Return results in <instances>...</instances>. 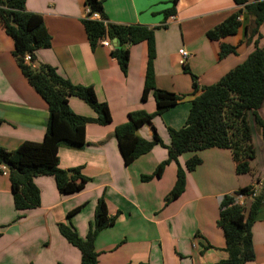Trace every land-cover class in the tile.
Masks as SVG:
<instances>
[{"label": "crops", "instance_id": "0c3cea01", "mask_svg": "<svg viewBox=\"0 0 264 264\" xmlns=\"http://www.w3.org/2000/svg\"><path fill=\"white\" fill-rule=\"evenodd\" d=\"M106 21L141 24L152 28L155 57L152 61L155 87L184 98L161 115L151 93L141 99L147 62L146 43L132 44L124 73L111 55L110 46L100 40L91 46L82 19L84 0H25V9L39 13L50 35V45L35 52L34 64H48L73 84L91 85L99 102L107 104L110 122L85 125L81 146L60 143L59 167H79L89 180L81 191L60 193L51 175H38L39 205L16 209L7 171H0V264H80V251L61 235L59 223H69L85 237L93 222L97 200L103 198L112 224L94 239L97 264H215L226 259L225 241L216 225L219 202L252 185L260 188L253 174H237L231 153L225 148L184 152L177 162L184 172L183 190L169 194L175 184L177 164L167 158L169 128L178 129L187 117L194 97L193 76L201 87L215 83L242 62L256 45H264V20L252 32L253 15L233 0H175L173 13L164 15L172 0H100ZM254 0H247L252 3ZM239 11L240 25L234 34L212 40L206 32ZM235 52L219 57L220 44ZM179 49L190 55L183 60ZM11 37L0 26V146L12 150L23 141H41L48 123L43 99L21 73ZM264 103V102H263ZM71 110L94 118L95 112L77 96H69ZM150 113L137 134L150 140L153 131L161 143L125 164L114 135L116 127L128 121V114ZM259 113L264 119V104ZM251 122V121H250ZM255 156L263 157L260 132L251 127ZM260 138L259 151L256 142ZM196 154L201 162L187 170L186 160ZM263 161V158H262ZM264 169V162H262ZM260 172V170H259ZM237 201L250 199L237 195ZM254 258L244 264H264V198L251 226Z\"/></svg>", "mask_w": 264, "mask_h": 264}, {"label": "trees", "instance_id": "16d2710c", "mask_svg": "<svg viewBox=\"0 0 264 264\" xmlns=\"http://www.w3.org/2000/svg\"><path fill=\"white\" fill-rule=\"evenodd\" d=\"M164 10V15L173 13V3ZM244 5L246 11L253 15L252 32L257 33L264 20V0H233ZM89 7L82 24L91 46L103 38L110 41L117 38L119 43L111 47V55L116 59L120 69L125 73L129 61V49L132 44L146 43L147 62L141 99L145 100L151 93L155 102V114L161 115L170 107L181 102L183 95L155 87L152 61L155 57L153 29L141 24H114L106 21L100 0H84ZM97 12L99 20L89 18ZM239 11L232 13L222 22L209 29L206 36L219 40L234 34L240 22ZM167 16V15H166ZM0 26L13 41V56L27 82L43 99L48 110V123L41 141H23L15 149L7 150L0 146L1 165H6L11 185L13 204L16 209L32 208L39 205V189L33 182L38 175H51L60 193L71 194L83 189L89 179L81 175L79 167L62 169L59 167L58 148L64 142L72 146H81L85 142V125L90 122L107 124L110 113L107 104L99 102L91 85L73 84L62 76L55 67L38 63L32 67L24 60L29 54L34 62L35 52L50 45L42 16L25 9V0H0ZM235 52L234 46L221 43L219 57ZM193 76L194 97L185 122L178 129L169 128L170 143L167 146V158L158 164L159 173L169 162L177 164L175 184L169 194L177 196L184 186V172L177 162V157L184 152H197L207 148H225L231 153L237 174L252 175L251 161L255 158L251 127L260 132L264 162V119L259 110L264 101V45L258 46L247 57L221 76L215 83L199 87ZM69 96H77L87 103L95 112L94 118L75 114L68 104ZM251 112L252 120L247 119ZM151 114L137 111L128 114V121L115 128L119 151L125 164L139 155L148 152L153 145L162 144L153 131L150 140L137 134V129L150 122ZM201 162L192 154L185 162L187 170H193ZM260 188L252 185L239 189L234 195L225 194L219 202V215L216 225L221 229L226 259L215 264H244L254 258L252 249L251 226L257 207L264 198V172L262 178L256 179ZM237 195L250 199L248 204H239ZM114 217L107 215L106 204L101 197L97 200L93 222L90 223L85 237H80L69 223H59V232L75 246L81 254L80 264H97V252L94 239L97 233L114 222ZM1 235V233H0Z\"/></svg>", "mask_w": 264, "mask_h": 264}, {"label": "built area", "instance_id": "2783aa9c", "mask_svg": "<svg viewBox=\"0 0 264 264\" xmlns=\"http://www.w3.org/2000/svg\"><path fill=\"white\" fill-rule=\"evenodd\" d=\"M88 13H89V7H86L85 8V14L88 15ZM89 18L99 20L100 19V16H99V14L97 12H93V13L90 14ZM100 42L103 45H105V46H111L110 41L107 40L106 38L101 39ZM179 54L181 55V57H182L183 60H186L189 57V55H190L187 51H185L183 49H179ZM24 60L30 61L29 54H25ZM1 168L2 169H5V167L3 165L1 166Z\"/></svg>", "mask_w": 264, "mask_h": 264}, {"label": "rangeland", "instance_id": "374dc122", "mask_svg": "<svg viewBox=\"0 0 264 264\" xmlns=\"http://www.w3.org/2000/svg\"><path fill=\"white\" fill-rule=\"evenodd\" d=\"M264 102V101H263ZM264 104V103H263ZM247 119L248 120H252V114H251V112H248L247 113ZM254 139H255V142H256V146H257V150L259 151V146L258 145H260V138H259V140H257V138H256V136H254ZM261 151H259V153H260ZM259 153H258V155L256 154V156H255V158H254V160H253V163H254V167H255V173H256V175H255V178L258 176V175H263V172H264V169L262 168V158L263 157H259ZM259 170H260V172H259Z\"/></svg>", "mask_w": 264, "mask_h": 264}, {"label": "clouds", "instance_id": "9594fccd", "mask_svg": "<svg viewBox=\"0 0 264 264\" xmlns=\"http://www.w3.org/2000/svg\"><path fill=\"white\" fill-rule=\"evenodd\" d=\"M25 56V55H24ZM30 56V55H29ZM26 61V60H25ZM27 62H30L31 63V65H32V67H36L35 65L36 64H34V62L33 61H31V58H30V61H27ZM2 166V165H1ZM4 167H5V165H3ZM1 170H3V171H7V169L5 168V169H2L1 168ZM239 203V202H238ZM239 204H242V203H239Z\"/></svg>", "mask_w": 264, "mask_h": 264}, {"label": "water", "instance_id": "95a60500", "mask_svg": "<svg viewBox=\"0 0 264 264\" xmlns=\"http://www.w3.org/2000/svg\"><path fill=\"white\" fill-rule=\"evenodd\" d=\"M119 43V40L117 38L112 39V44L117 45ZM5 165V164H4ZM6 166V165H5Z\"/></svg>", "mask_w": 264, "mask_h": 264}]
</instances>
